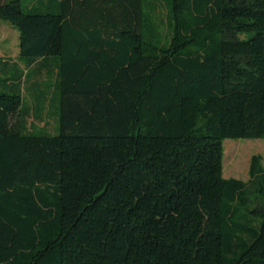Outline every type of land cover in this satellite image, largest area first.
I'll use <instances>...</instances> for the list:
<instances>
[{
	"label": "trees",
	"instance_id": "obj_1",
	"mask_svg": "<svg viewBox=\"0 0 264 264\" xmlns=\"http://www.w3.org/2000/svg\"><path fill=\"white\" fill-rule=\"evenodd\" d=\"M38 4L0 3L25 63L0 68V264H264L261 157L222 177L224 140H264V0ZM31 70L55 135L26 128Z\"/></svg>",
	"mask_w": 264,
	"mask_h": 264
},
{
	"label": "rangeland",
	"instance_id": "obj_2",
	"mask_svg": "<svg viewBox=\"0 0 264 264\" xmlns=\"http://www.w3.org/2000/svg\"><path fill=\"white\" fill-rule=\"evenodd\" d=\"M7 0H0V3ZM39 1V0H38ZM37 0H20L22 9L26 12L28 8L38 4ZM146 2L148 0H145ZM37 2V3H36ZM159 17L164 18L165 12L163 8L159 7ZM162 33H165L163 27ZM250 35H242L241 39H246ZM8 63L10 69L12 66L19 68L21 74H25L23 69L24 61L19 60L18 51V32L9 23L0 20V68L1 65ZM23 63V65H22ZM15 69V70H16ZM15 76L14 69L8 72L7 77ZM6 75L0 73V79L5 78ZM24 80V79H23ZM37 84L36 89H29L32 84ZM25 84V85H24ZM22 84V91L20 96L25 106L29 107V115L26 118V128H34V130L43 129L50 135L57 134L58 122L56 119L58 102L57 97L53 92L54 78L51 73L42 72L39 76H35L34 70L29 72L26 82ZM24 88V89H23ZM0 92H6L2 89L0 84ZM32 98H38L40 106L43 107L41 113V120L33 117V108L31 105ZM223 157H222V177L224 179H237L246 181L249 160L253 155L261 157L262 166L264 167V140H224L222 143Z\"/></svg>",
	"mask_w": 264,
	"mask_h": 264
}]
</instances>
